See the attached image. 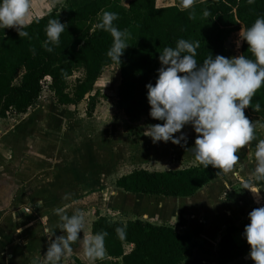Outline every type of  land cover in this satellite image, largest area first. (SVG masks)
I'll return each instance as SVG.
<instances>
[{"label":"trees","instance_id":"trees-1","mask_svg":"<svg viewBox=\"0 0 264 264\" xmlns=\"http://www.w3.org/2000/svg\"><path fill=\"white\" fill-rule=\"evenodd\" d=\"M105 11L117 13L119 19L114 25L130 33V46L120 65L107 56L112 36L96 27ZM259 15H264V0H255L254 4L247 0H200L187 10L175 4L159 7L156 0H131L127 6L121 0H65L60 7L33 18L22 29L28 32L27 37L19 36L14 28L0 29V118L26 113L45 90L59 105H76L92 92L103 69L116 64L120 72L117 102L128 120L137 122L145 117L152 124H162L163 121L149 115L145 85L155 83L161 66L158 57L163 49L175 47L178 39L183 38L199 41L198 62L210 54L226 56L228 38L239 27L250 26ZM55 18L66 23L67 28L60 36V44L49 52L43 46L46 26ZM247 48V43L241 42V55L251 58ZM77 68L83 69V77L76 79L73 92H69L68 79ZM257 103L260 110L254 111ZM252 106L248 111L264 119V87L253 97ZM94 107L91 98L88 115H92ZM196 135L193 130L191 140ZM223 172L211 165L204 168L199 162L167 171L135 168L118 177L115 186L131 194L187 198ZM260 205L264 201L252 205L238 224L221 232L215 251L218 264L248 256L243 229L249 223L248 213ZM125 224L127 235L121 240L115 229ZM102 231L108 233L104 257L121 259L113 264H184L194 257L200 245L189 232L142 219L121 221L98 215L92 223V234ZM236 234L242 242L236 241ZM69 264L84 263L74 258ZM247 264L254 262L249 259Z\"/></svg>","mask_w":264,"mask_h":264},{"label":"clouds","instance_id":"clouds-1","mask_svg":"<svg viewBox=\"0 0 264 264\" xmlns=\"http://www.w3.org/2000/svg\"><path fill=\"white\" fill-rule=\"evenodd\" d=\"M195 0H180L183 9H191ZM254 4L255 0H247ZM31 11V0H0V29L14 28L18 35L27 37L25 21ZM119 19L115 12L105 11L96 27L110 33L113 43L107 56L121 64V57L130 45V33L114 25ZM67 24L58 18L46 26L44 47L53 51L60 44V36ZM239 42H246L251 58L245 55L225 57L208 55L202 62L197 60L199 41L180 38L175 47H165L158 59L155 83H147L149 115L163 121L150 125L146 136L156 142L186 143L182 129L191 125L196 138L191 147L195 160L204 168L211 165L225 172L231 171L240 161L239 150L257 140L255 124L245 115L252 106L253 97L264 87V15L239 32ZM238 42V43H239ZM51 45V46H50ZM257 103L253 110L259 111ZM179 133L178 136L174 135ZM255 163V181L264 183V140L255 145L249 162ZM246 182L244 189L259 194L264 187L251 189ZM67 198V196L65 197ZM257 202H259L257 200ZM43 201L38 202V207ZM60 218L59 229L64 235H56L54 228H46L45 234L52 238L43 258L34 256L30 264H60L63 257L72 252V245L81 239L84 216L79 212L68 215L62 208L56 210ZM249 223L244 226L243 237L249 245V258L254 264H264V205L248 213ZM176 221V217H175ZM118 238H126L127 225L115 229ZM106 231L83 238L84 255L91 261L103 259L106 253Z\"/></svg>","mask_w":264,"mask_h":264},{"label":"rangeland","instance_id":"rangeland-1","mask_svg":"<svg viewBox=\"0 0 264 264\" xmlns=\"http://www.w3.org/2000/svg\"><path fill=\"white\" fill-rule=\"evenodd\" d=\"M65 0H31V11L25 23L41 16ZM200 0H195V2ZM125 4V0H123ZM158 6L178 5L180 0H157ZM29 21V22H30ZM239 27L226 42V56L240 55ZM239 42V43H238ZM83 77V69H75L68 79V91L73 92L77 78ZM49 82V81H48ZM120 83L118 65L103 69L92 92L84 100L67 108L58 106L51 93L45 90L38 106L49 116L52 136L60 139L64 152L72 157L63 158L61 166L76 163L79 179L88 181L79 185L78 195L93 193L95 210L110 219L127 221L142 219L155 224L174 226L178 231L189 232L200 242L193 262L188 264H215L214 250L222 229L238 223L254 204H261L264 195L244 189L262 187L255 181V163L249 162L255 145L264 140V119L245 109V115L255 124L257 140L239 150L240 161L228 172L216 176L195 195L187 198H172L160 195H142L123 192L114 187L115 179L135 168L152 171H167L195 165L198 161L192 152L193 127L186 125L182 132L186 137L181 144L169 142L153 143L145 131L152 125L145 117L130 122L117 102ZM91 98L95 107L87 114ZM55 104V105H54ZM34 111L31 110L30 113ZM179 133L176 135L178 136ZM257 200L259 202H257ZM176 217V221H175ZM239 235L236 239L239 240Z\"/></svg>","mask_w":264,"mask_h":264},{"label":"crops","instance_id":"crops-1","mask_svg":"<svg viewBox=\"0 0 264 264\" xmlns=\"http://www.w3.org/2000/svg\"><path fill=\"white\" fill-rule=\"evenodd\" d=\"M129 1L125 0L124 4L121 0L124 6ZM38 102L39 99L24 114L10 113L0 118V264H30L34 256L43 258L50 239L54 238L48 237L45 229L54 228L56 235H64L59 229L61 221L56 214L58 208L64 209L68 215L79 211L84 216L81 239L72 245V252L63 257L60 264H69L74 258L84 264L120 263L121 259L107 256L93 262L84 255L82 241L92 234V223L98 215L110 218L95 210L91 198L93 193L87 191L82 196L78 195L79 185L85 187L88 181L79 179L76 163L70 161L69 165L61 166V159L72 157V152H64L66 144L63 146L60 139L50 134L51 121L42 112L43 106H38ZM57 105L64 108L71 106ZM31 110L34 112L30 113ZM115 181L114 187L117 188ZM261 191L264 195V189ZM39 201H43V204L38 207ZM242 240L241 236L239 240L236 239L239 243ZM216 247L214 262L218 264ZM195 255L184 264L193 262ZM249 259L248 255L229 264H247Z\"/></svg>","mask_w":264,"mask_h":264},{"label":"built area","instance_id":"built-area-1","mask_svg":"<svg viewBox=\"0 0 264 264\" xmlns=\"http://www.w3.org/2000/svg\"><path fill=\"white\" fill-rule=\"evenodd\" d=\"M46 81L48 82L49 81V78H47Z\"/></svg>","mask_w":264,"mask_h":264}]
</instances>
